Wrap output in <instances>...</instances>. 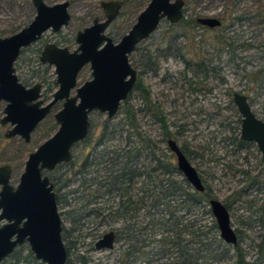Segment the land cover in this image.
<instances>
[{"label": "rangeland", "instance_id": "obj_1", "mask_svg": "<svg viewBox=\"0 0 264 264\" xmlns=\"http://www.w3.org/2000/svg\"><path fill=\"white\" fill-rule=\"evenodd\" d=\"M43 1L46 4H53L62 0ZM68 1L67 11L70 15L68 24L55 33L45 32L40 41L20 53L14 65L15 74L23 85L30 86L34 82L41 85V98L44 102L50 98V94L56 86L52 84L54 80L53 67L41 65L38 61L40 47L45 42H53L73 49L76 45L74 43L76 31L90 25L93 18L102 17L99 2L106 0ZM119 1L121 7L118 15L105 29V34L111 37L114 42L129 29L138 12L148 2V0ZM183 1L182 22L178 21L170 25L167 21L161 20L157 28L146 39L140 41L131 53V65L138 72L136 80L141 81L143 85L148 87L150 99L160 104L166 129L174 135L177 144L185 146L192 154H199L203 149L205 150L204 159L196 155L189 158V162L197 170L208 189L212 188L211 191L214 197L224 199L236 183L235 179H239L240 176L236 175L234 178L231 175H223V170H221L219 164L215 166V162L207 160L214 159L215 154L220 158L225 156L223 161L220 160L221 162L231 159L226 154L228 146L221 140L223 136L230 133L229 122L236 120L238 117L231 97L226 94L228 91L243 94L247 92L246 95L251 109L257 115L264 114V88L258 89L243 75L245 72L251 78L250 73L258 69L264 70V22L262 20L264 18V0ZM260 12H262L261 16ZM34 13L30 0H0V37L10 35L24 27L32 19ZM205 16L216 17L221 22L220 26L212 29H206L201 25L182 28L184 21ZM238 16H241L242 19L236 20L235 17ZM221 35H232V38H239L232 42V48H226L221 43L222 38L219 37ZM216 36L219 38H215ZM168 44H170V47ZM240 44L242 45L240 46ZM162 51L170 53V55L166 58L157 55ZM146 52L152 57V61L155 59L157 62L156 74L143 70L142 65ZM180 55H183V57ZM201 59L207 62L210 60L211 64H216L217 67L213 71L217 72L216 75L221 77L223 82L218 83L217 78H208L207 81L202 82L198 78L197 88H200V90L189 92L179 71L184 66L183 60L198 61ZM89 74L88 65H84L76 76L75 85L78 86L83 81L88 80L90 78ZM164 74H166V77L162 79ZM190 74V72H187L186 76L190 77ZM47 86L51 89L44 92ZM70 93L73 94L74 89ZM126 102H121L116 113L110 118L97 111L91 112L88 116L89 129L85 139L72 148V164H61L50 174L54 178H60V184L66 182L56 191L62 203L58 204L57 210L63 228H68L71 225L70 216L67 218V215H72L70 209L74 206L70 203L74 204V202L73 200L70 201L69 192L79 184V177L75 172L84 170L80 166L84 152L89 151L91 153L93 150H101L102 148L103 150L125 149L127 147L125 145L126 136L135 135L134 131L148 135L152 142L162 139V129L158 123L152 120L149 113L140 110L143 108V104L138 99L135 91L129 92ZM3 105L4 102H0V117L2 116ZM59 107L60 102H57L51 111L37 124L30 133L28 143H23L18 136L3 137L4 131L9 126L7 124L0 125V164L7 163L10 165V184L14 185L17 182L27 153L55 131L56 125L53 120V113ZM126 107L133 113L132 116H126ZM179 124L181 128L178 127ZM105 125L107 126L106 129H104ZM178 129L181 130L180 133H175ZM130 138H134V136ZM100 139L103 142L95 146ZM157 145L164 155L170 156L163 142H158ZM215 148H218L217 153L213 151ZM158 151L156 152L159 153ZM144 153L143 151L142 154ZM91 169L89 168V170ZM85 177L87 178V176ZM138 185L139 183L135 186ZM114 200L116 201V199ZM65 203L68 205H65ZM102 206H104L102 214H105L107 205L103 204ZM205 208L208 209V204ZM78 209L72 210L76 212ZM242 214L245 215L246 211L241 207L233 212L230 219L234 227H236L238 220V218L235 220L234 216L239 217ZM205 216L208 218L207 222H209V214ZM211 218L214 222L212 216ZM84 219L81 232L84 234L90 230L91 234L83 238V246L80 245L81 247L78 248V254L88 257L90 264H112L118 250H120L121 242L115 239L111 249H94L93 243L103 232L118 227L119 222L111 220L108 216H105V222L94 215ZM262 232L256 226L246 231L249 237L241 245L245 248V259L250 261L255 257L256 248L252 249L247 245L250 242L258 243L259 237L256 235ZM250 238L253 241H250ZM90 245L93 249L86 251ZM28 251L27 245L23 244L3 259L0 264H42L40 261L28 256ZM228 253L230 254L231 250ZM76 254L72 252L68 254V264H74Z\"/></svg>", "mask_w": 264, "mask_h": 264}, {"label": "water", "instance_id": "obj_2", "mask_svg": "<svg viewBox=\"0 0 264 264\" xmlns=\"http://www.w3.org/2000/svg\"><path fill=\"white\" fill-rule=\"evenodd\" d=\"M30 2L35 12L32 19L16 32L0 37V102H4L0 125H9L3 136H18L27 143L30 133L52 105L58 101L61 105L53 114L55 131L27 153L14 185L9 183L10 165L0 164V221H3L0 224V262L25 242L32 257L42 264H65L67 255L61 239V219L52 183L45 172L70 160L71 147L87 135L91 112L103 113L107 118L116 113L137 78L129 55L162 19L169 24L177 23L182 17L184 1L148 0L129 29L115 42L105 34V29L116 18L120 2L100 1L104 18L95 17L90 25L77 30L73 49L49 42L39 52V62L52 66L55 75L56 88L46 102L40 98L39 83L23 85L13 64L20 49L35 42L43 32H57L68 24L69 1ZM195 21L207 28L220 25V21L211 16L197 17ZM84 65L89 66L90 78L75 86L76 76ZM72 89L74 93L70 94ZM231 98L240 115L239 137L253 141L264 160V122L253 114L245 94L234 91ZM167 145L175 155L178 172L193 190L201 192L203 185L195 168L173 140L168 139ZM207 204L218 237L225 243L235 244L236 236L225 207L214 198H209ZM113 243L114 233L109 230L95 240L93 247L111 249Z\"/></svg>", "mask_w": 264, "mask_h": 264}, {"label": "trees", "instance_id": "obj_3", "mask_svg": "<svg viewBox=\"0 0 264 264\" xmlns=\"http://www.w3.org/2000/svg\"><path fill=\"white\" fill-rule=\"evenodd\" d=\"M235 19L241 20L242 17L238 16ZM262 20L264 22V18ZM179 21L182 22V18ZM193 25H199L195 19L184 21L182 28H191ZM219 37L222 38L221 43L226 48H232V42L239 38H232V35ZM168 46L170 47V44ZM157 55L166 58L170 53L162 51ZM144 56L143 70L156 74L157 62L155 59L152 61L148 52ZM180 56L183 57V55ZM231 61L233 62V60ZM129 62L131 63L130 56ZM183 63L184 66L179 73L189 92L200 90L197 88L198 78L202 82L207 81L208 78H217L218 83L223 82V79L216 75L217 72L213 71L217 67L216 64H211L210 60L208 62L203 59L198 61L183 60ZM187 72L191 73L190 77L186 76ZM250 74L251 78L245 72L243 75L258 89L264 88V70L258 69ZM165 77L166 74L162 79ZM131 91L137 93L138 99L143 104V108L140 110L150 114L152 120L158 123L162 129L164 136H171L172 134L166 131L161 106L157 101L150 99L148 87L136 80ZM231 93L232 91H228L226 94L230 97ZM127 98L128 95L122 102H126ZM125 114L127 117L133 115L128 107L125 108ZM260 116L264 120V114L262 113ZM237 122L239 121L236 120L234 126H229L231 134L237 133ZM106 127L105 125L104 129ZM178 127L181 128V125L179 124ZM180 131L178 129L175 133H180ZM134 133L135 135L132 134L134 138H130L132 137L130 135L126 136L125 145L127 147L125 149L103 150L102 148L93 150L91 153L89 151L83 153V161L80 166L84 170L75 172L79 177V184L69 192L70 201L74 202V204H70L74 207L70 209L71 211L69 210L72 215L68 214L67 218L70 216V223L74 227L71 230L70 227H62L61 230V239L67 257L70 249L73 248L72 245H75L71 241V233L78 231V234H81L83 226V223L78 219L73 221L72 218L76 219L77 217L83 220L85 217L94 215L100 217L101 220H104L105 216L113 221L122 219L119 226L114 228L115 239L121 242V246L112 264H264V199L260 197L248 199L244 193L239 194V201L245 204L243 208L246 211V214L242 215V219L247 224L256 223L260 231L263 232L256 235L259 237L258 243L250 242L249 244L250 248H256L255 257L252 260L245 259V254L238 245L233 246L229 254L230 247L218 238L216 225L211 218L210 211L205 208L207 199L213 197L208 187L205 185L202 192L191 189L175 168L170 156L164 157L162 161L153 158V154L150 153L151 138L141 132L134 131ZM236 133L232 137H225L224 140L231 141L237 136ZM102 142L100 139L95 146ZM181 150L186 157L193 158L197 155L204 159V149L199 154H192L185 146H181ZM143 151H145L144 154H142ZM148 156L154 162L152 168H149L147 164ZM144 159H146L145 162H143ZM211 160L215 161L212 158L207 161ZM68 163L72 164L71 160ZM220 163L223 168L228 169L227 162ZM89 168L92 169L89 170ZM51 173H47V176L49 174V180L53 184H57L56 191L66 182L60 184V178L50 176ZM243 174L246 183L254 181V177L250 174L246 172ZM138 183L139 185L135 186ZM55 201L57 206L62 204L57 194ZM68 204L65 203V205ZM103 204L107 205L105 214H102ZM72 209L78 210L74 212ZM207 214L210 217L209 222L205 216ZM89 231H86L82 238L88 237L91 234ZM250 241L253 240L250 238ZM79 242L82 243L83 240L80 239ZM92 249L90 245L86 251ZM28 256L33 258L29 251ZM67 257L65 264H68ZM89 262L88 257L80 254L76 257L74 264H90Z\"/></svg>", "mask_w": 264, "mask_h": 264}, {"label": "flooded vegetation", "instance_id": "obj_4", "mask_svg": "<svg viewBox=\"0 0 264 264\" xmlns=\"http://www.w3.org/2000/svg\"><path fill=\"white\" fill-rule=\"evenodd\" d=\"M119 1V0H118ZM120 2V1H119ZM120 7H121V2H120ZM120 7H119V9H120ZM101 9V8H100ZM101 12H102V17L101 18H99L100 20L101 19H103L104 18V15H103V11L101 10ZM118 12H119V10H118ZM182 12H183V9H182ZM183 14V13H182ZM118 15V14H117ZM182 18V17H181ZM162 20H164V19H162ZM220 21V20H219ZM108 27V26H107ZM47 31H50V30H47ZM47 31H45V32H47ZM59 31V30H58ZM45 32H43L40 36H39V38L35 41V42H33V43H31L30 45H28V46H26V47H24V48H21L20 49V52H19V54H18V56H17V58H16V60L18 59V57H19V55H20V53L24 50V49H27L29 46H31V45H33L34 43H36V42H38V41H40L41 39H42V36H43V34L45 33ZM51 32V31H50ZM52 33H55V32H52ZM75 36V35H74ZM45 43H49V42H45ZM45 43H43L42 44V46L40 47V49H39V51H38V55H39V52L41 51V49H42V47H43V45L45 44ZM50 43H53V42H50ZM139 43V42H138ZM138 43L136 44V46H135V48H134V50L136 49V47H137V45H138ZM55 45H57V46H61V45H58V44H56V43H54ZM76 46V45H75ZM69 49V48H68ZM71 50V49H70ZM133 50V51H134ZM131 55V54H130ZM129 55V56H130ZM39 61V60H38ZM16 62V61H15ZM15 62H14V64H13V67H14V65H15ZM40 63V62H39ZM41 64V63H40ZM41 65H45V66H48V65H46V64H41ZM89 67V66H88ZM137 75H138V72H137ZM137 79V78H136ZM136 81V80H135ZM84 82V81H83ZM34 83H38V82H34ZM33 83V84H34ZM135 83V82H134ZM52 84L54 85V86H56V84H55V75H54V80H53V82H52ZM32 85V84H31ZM40 85V84H39ZM76 86V85H75ZM56 88V87H55ZM50 89H51V87H49V86H47V88L44 90V92H48V91H50ZM54 91V90H53ZM52 93V92H51ZM40 94H41V96H40V98L42 97V93H41V85H40ZM71 94V93H70ZM129 94V93H128ZM243 94V93H242ZM51 95V94H50ZM231 95H232V93H231ZM246 95V94H245ZM247 96V95H246ZM231 97V96H230ZM42 99V98H41ZM50 99V98H49ZM48 99V100H49ZM48 100H46V101H48ZM125 100V99H124ZM45 101V102H46ZM231 101H232V98H231ZM247 101H248V103H249V100H248V96H247ZM44 102V101H43ZM59 102V101H58ZM122 102V101H121ZM57 103V102H56ZM55 103V104H56ZM54 104V105H55ZM54 105H52V107L50 108V111H51V109L53 108V106ZM60 105H61V101H60ZM234 105V104H233ZM250 105V104H249ZM235 107V106H234ZM251 107V106H250ZM58 110V109H57ZM56 110V111H57ZM252 110V109H251ZM49 111V112H50ZM55 111V112H56ZM235 111H236V113H237V115H238V117L236 118V120H238L239 122H237V133H236V135L237 136H235L231 141H229V140H224L225 139V137H232V136H234L235 135V133L233 132V134H231V133H229L227 136H223L222 138H221V140H223V142H225L226 143V145L228 146V148H227V150H226V154L227 155H229L230 157H231V159H228V161H225V162H227V164L229 165V167H228V169L225 167V168H223V166L221 165V161L220 160H222L223 161V158L225 157V156H223L222 158H220V157H218V155L217 154H215V157H214V162H215V166L218 164V162H219V165L221 166V170H223V172H222V174L223 175H231V177H236V175H238V176H240V178L239 179H235V184L233 185V187H232V189H230L229 190V193H228V195H226L225 197H224V199H218V198H216V197H214V194L212 193V191H211V189L212 188H209V191H210V193H211V195L213 196L212 198H214V199H217V200H219L220 201V203L225 207V209L227 210V212H228V215H229V221H230V225H231V227L233 228V230H234V233H235V236H236V242H235V244H228V243H225V242H223L219 237V239L224 243V244H226V245H228L229 247H230V250H232V247L233 246H235V245H238V246H240L241 248H242V250H243V252H244V254H246V252H245V248H243L241 245H242V243H243V241L247 238V236H248V234H246V231L248 230V229H252V228H254L255 226L256 227H258V229H259V226L256 224V223H251V224H247V222H244V220L242 219V215H239V217L237 216H234V219L236 220L237 218H238V220H237V224H236V227H234L233 225H232V223H231V219H230V217L232 216V214H233V212H236L237 210H238V208H240L241 207V209L243 208V206L245 207V204L243 203V202H241V201H239V198H240V195L239 194H243L244 193V196L246 197L247 196V198L248 199H253V198H255V197H260V198H263L264 199V160H262L261 159V157H260V152H259V150H258V148H257V146H256V144L253 142V141H247V140H243V139H241L240 137H239V124H240V115L238 114V112H237V110H236V108H235ZM48 112V113H49ZM252 112H253V114L257 117V118H259V119H261L263 122H264V120L260 117V115H257L253 110H252ZM47 113V114H48ZM46 114V115H47ZM54 114V113H53ZM54 120V119H53ZM236 120H233L232 122H229V124H228V126H234L236 123H235V121ZM8 125V124H7ZM9 126V125H8ZM9 128V127H8ZM7 128V129H8ZM6 129V130H7ZM5 130V131H6ZM34 130V129H33ZM230 130V129H229ZM5 131H4V133H5ZM166 131H167V129H166ZM168 132V131H167ZM3 133V134H4ZM169 133V132H168ZM163 134V133H162ZM4 137V136H3ZM237 137V138H236ZM174 135L172 134L171 136H169V137H166V136H164V134L162 135V139H158V140H154L153 142H151L152 144L150 145V153L151 154H153L152 155V157L153 158H156V159H158L159 161L161 160H163L164 159V157H169V156H166V155H164V153L162 152V150H160V148H159V146L157 145V143L158 142H163L164 144H165V149H167V151H168V154L170 155V158L172 159V161H173V164L175 165V155H174V153L169 149V146L167 145V140L168 139H171V140H173L174 142H175V144L177 145V147L179 148V150L182 152V150H181V146H179L178 144H177V142L174 140ZM29 139H30V136H29ZM85 139V138H84ZM83 139V140H84ZM22 140V139H21ZM83 140H81V141H79V142H82ZM23 142V141H22ZM29 142V141H28ZM27 142V143H28ZM24 143V142H23ZM78 143V142H77ZM77 143H75L74 145H76ZM215 144V143H214ZM73 145V146H74ZM73 146L71 147V152H72V148H73ZM218 147V146H217ZM159 150V151H158ZM217 150H218V148H215L213 151L214 152H216L217 153ZM156 151H158L159 153H157ZM145 152V151H144ZM29 153V152H28ZM157 153V154H156ZM183 153V152H182ZM183 155H184V153H183ZM185 156V155H184ZM148 158L149 159H147V161H148V166H149V168L151 167H153L152 165L154 164V162H153V160H151V157L150 156H148ZM185 158L189 161V158H191L190 156L189 157H186L185 156ZM72 159V154H71V158H70V160ZM69 160V161H70ZM68 161V162H69ZM68 162H66V163H60V164H58V165H56L51 171H47V172H45L46 174L47 173H51V172H54L55 170H56V168L59 166V165H61V164H67ZM190 163V162H189ZM217 163V164H216ZM3 164V163H2ZM191 164V163H190ZM175 168H176V166H175ZM196 170V169H195ZM178 171V170H177ZM197 171V170H196ZM158 172V171H157ZM243 172H246V173H248V174H250L251 176H253L254 177V181H252V182H247L246 183V181H245V177H244V174H243ZM197 174H198V176H199V178H200V181H201V183H202V185H203V190H204V186L206 185V184H204V182H203V180H202V178H201V176L199 175V173L197 172ZM11 175V174H10ZM182 176V175H181ZM52 183V182H51ZM57 186V184L55 185V184H53L52 183V190H53V192H54V194H55V196H56V191H55V187ZM191 188V187H190ZM192 189V188H191ZM202 190V191H203ZM201 191V192H202ZM198 192V191H197ZM208 200V199H207ZM57 205V204H56ZM60 215V214H59ZM61 219V218H60ZM73 219V221L74 220H77L78 219V221L79 222H82L83 223V225H84V220L85 219H79V218H77L76 217V219L75 218H72ZM3 221H0V224L2 223ZM103 222H105V219L103 220ZM118 222H119V224L122 222V219H118ZM214 224H215V222H214ZM250 226V227H249ZM62 225H61V230H62ZM70 228V230H71V228L72 227H74L73 225H71V226H69ZM82 228H83V226H82ZM217 229V228H216ZM109 230H112L113 231V233H114V241H115V229H108L107 231H109ZM70 232V231H69ZM218 232V231H217ZM79 232L78 231H74V233L72 234L71 233V241L73 242V243H75V245L73 244L72 245V249H70V252H72V253H77L75 256H74V260L76 259V257H78V248L79 247H81V246H83V242L81 243V242H79L80 241V239H82L83 240V238H82V235H84L82 232H81V234H78ZM104 233V232H103ZM102 233V234H103ZM78 234V235H77ZM101 234V235H102ZM100 235V236H101ZM99 236V237H100ZM99 237H97V238H99ZM242 237V238H241ZM76 238H77V240H76ZM96 238V239H97ZM238 238H240V239H238ZM95 242V241H94ZM23 244H25V245H27L25 242L24 243H22V244H20V245H17L14 249H13V251L11 252V253H13L14 251H15V249H17L18 247H20L21 245H23ZM64 244V243H63ZM94 244V243H93ZM81 245V246H80ZM85 245V244H84ZM247 246H249V244L247 245ZM65 247V246H64ZM94 248V247H93ZM66 250V249H65ZM30 252V251H29ZM69 252V253H70ZM10 253V254H11ZM67 253V252H66ZM9 254V255H10ZM8 255V256H9ZM32 255V254H31ZM8 256H6V257H8ZM5 257V258H6ZM4 258V259H5Z\"/></svg>", "mask_w": 264, "mask_h": 264}]
</instances>
